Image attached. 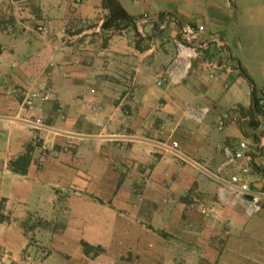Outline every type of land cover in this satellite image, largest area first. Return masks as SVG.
<instances>
[{
  "label": "crops",
  "instance_id": "obj_1",
  "mask_svg": "<svg viewBox=\"0 0 264 264\" xmlns=\"http://www.w3.org/2000/svg\"><path fill=\"white\" fill-rule=\"evenodd\" d=\"M118 1L134 20L148 15L125 36L102 28V0H0V264H27L34 238L41 264H264V203L248 215L205 172L217 170L224 143L243 138L252 187L264 183V120L217 128L223 110L251 104L253 88L264 96V0ZM215 34L230 71L206 65L221 58ZM181 37L196 54L172 68ZM37 80L55 93L35 112L46 129L19 112ZM187 105L208 112L197 122ZM172 140L195 162L174 155ZM82 241L104 252L86 253Z\"/></svg>",
  "mask_w": 264,
  "mask_h": 264
},
{
  "label": "built area",
  "instance_id": "obj_2",
  "mask_svg": "<svg viewBox=\"0 0 264 264\" xmlns=\"http://www.w3.org/2000/svg\"><path fill=\"white\" fill-rule=\"evenodd\" d=\"M14 1L28 5L30 0H14ZM83 1L84 0H74L75 4L82 3ZM146 18H148V15L145 13L142 15V17L135 19L133 22L134 24L140 23L142 20H145ZM132 27H133L132 24H122L119 26H113L108 28L107 32L109 34H119L125 36L128 34V31ZM38 29L44 36L49 35L50 33L49 22L40 23L38 25ZM186 39H187L186 37L185 38L181 37L176 41L178 51L174 59L172 60L171 63L172 68L179 62L180 58L196 54L195 51H192L190 49V45L188 41H186ZM211 40L214 41L215 44L220 48L219 53L221 55V58L219 60L211 59L210 61L207 62L206 64L207 67L211 69L221 68L222 70L230 71L231 67L229 62L226 61L227 55L224 50V43L222 41V37L220 35L215 34L211 36ZM49 66L50 67L54 66V62L50 61ZM172 68H169L167 73H171ZM46 73L49 74L50 71L48 70ZM163 80L164 77L161 76L158 79L157 83L161 84ZM54 94H55L54 89L52 88L51 84L48 81L42 82L37 80L34 83H32L29 86V88L26 90L24 98L19 105V112L32 125V127L36 129L47 128L43 115L36 114L35 112L38 110L40 102L51 99L54 96ZM259 105H261L264 111V98H261L259 100ZM207 112L208 109L205 106L187 105L185 107L186 116L192 118L197 122H201L206 116ZM258 118L262 120V115L259 114ZM240 119L241 117L237 111V106L225 109L221 112V119L217 124V128L223 129V127L227 124V122H233V121L235 122ZM245 119L248 118L245 117ZM66 146L72 147L74 146V143L69 142ZM42 147L43 150L46 149V146H44V144L42 145ZM167 148L170 149L177 157L188 162H192V163L195 162L186 155H184L179 150L178 142L176 140H172L168 144ZM221 151L223 154V160L220 163V165L217 167V170L213 172L205 170V172L209 176H211L215 181H217L220 188L219 190L220 194L226 196L231 195L232 197L237 198L241 202H243V205L245 207V212L248 215L259 212L264 203V190L261 189L254 190L252 187V182L250 179L252 154L248 142L243 138H239L237 140L236 139L231 140L222 145ZM227 168H234L235 172L232 175L225 177L222 175V173ZM202 211L206 212V209L204 208L202 209ZM7 258H8V251L5 250L0 245V262H3L4 259ZM31 258L32 257L30 255L24 253L22 259L27 263Z\"/></svg>",
  "mask_w": 264,
  "mask_h": 264
},
{
  "label": "trees",
  "instance_id": "obj_3",
  "mask_svg": "<svg viewBox=\"0 0 264 264\" xmlns=\"http://www.w3.org/2000/svg\"><path fill=\"white\" fill-rule=\"evenodd\" d=\"M102 3L109 9V14L104 20L102 28L108 29L122 24H132V26H134L133 16L126 12L118 0H102ZM244 75L251 81L246 73H244ZM261 98H264V96L259 95L257 89L253 88L251 92V104L248 107L237 105V111L240 116L247 117L249 125L253 128L257 127L260 122V119L258 118L259 114L262 115V119L264 120V111L261 105H259V100ZM261 171L264 173V168H261ZM261 190H264V183ZM81 243L86 253L93 251L94 254H98L102 250L101 246H92L85 241H82Z\"/></svg>",
  "mask_w": 264,
  "mask_h": 264
},
{
  "label": "rangeland",
  "instance_id": "obj_4",
  "mask_svg": "<svg viewBox=\"0 0 264 264\" xmlns=\"http://www.w3.org/2000/svg\"><path fill=\"white\" fill-rule=\"evenodd\" d=\"M149 138H152V136H150ZM141 183L142 182H140V181L139 182L136 181V183H134L132 185V191L137 196H141V194L143 192ZM201 212H202V210H201ZM202 214L205 215L203 212H202ZM33 222L34 223H37L38 225H40L42 227V229L45 228V227L46 228L47 227L48 228H51L52 227V229H54V228H56V225H57L56 223L48 222L46 220H42L41 218H36ZM45 250L46 249H44V246L42 244H40V242L38 241L37 238L32 239L31 242L23 250V255H24V253H26V254H28V255H30L32 257L29 260V262H27V264H41L43 262V257L45 255L44 254L45 253ZM103 252H104V249L102 248V250L99 252V254L100 253H103ZM95 255L96 254H94V256ZM105 260L107 262L106 261H104V262L97 261V264H106V263L110 262V260L108 258H105ZM23 262H25V261H23ZM119 263H122V260L121 259H118V261L114 260V262H113V264H119ZM177 264H182V262L178 260L177 261Z\"/></svg>",
  "mask_w": 264,
  "mask_h": 264
}]
</instances>
